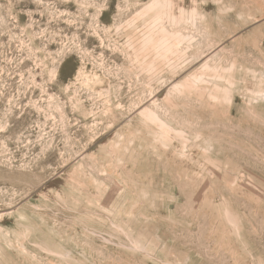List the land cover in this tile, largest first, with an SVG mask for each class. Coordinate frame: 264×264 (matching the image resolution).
I'll return each instance as SVG.
<instances>
[{"label": "rangeland", "instance_id": "obj_1", "mask_svg": "<svg viewBox=\"0 0 264 264\" xmlns=\"http://www.w3.org/2000/svg\"><path fill=\"white\" fill-rule=\"evenodd\" d=\"M0 264H264V0H0Z\"/></svg>", "mask_w": 264, "mask_h": 264}]
</instances>
